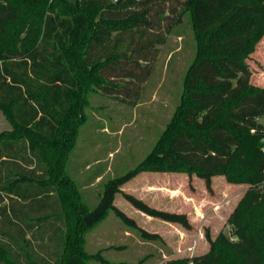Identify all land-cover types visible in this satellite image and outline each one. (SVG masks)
Instances as JSON below:
<instances>
[{"label":"trees","instance_id":"1","mask_svg":"<svg viewBox=\"0 0 264 264\" xmlns=\"http://www.w3.org/2000/svg\"><path fill=\"white\" fill-rule=\"evenodd\" d=\"M186 14L195 55L180 101L152 150L109 179L90 208L67 170L88 95L136 103L159 45ZM263 37L264 0H0V110L12 125L0 132V264H114L86 249L87 232L111 211L160 238L115 204L120 192L145 214L191 229L186 213L122 190L143 170L195 174L209 190L219 174L248 184L228 218L231 234L207 230L206 252L167 264H264V87L251 83L247 62Z\"/></svg>","mask_w":264,"mask_h":264},{"label":"rangeland","instance_id":"2","mask_svg":"<svg viewBox=\"0 0 264 264\" xmlns=\"http://www.w3.org/2000/svg\"><path fill=\"white\" fill-rule=\"evenodd\" d=\"M176 30L159 45L154 71L136 103L98 91L88 95V121L81 127L67 170L81 186L90 208L99 202L109 179L135 167L152 150L180 101L183 78L195 55L189 14ZM247 62L252 70L251 83L264 87V37ZM11 129V123L0 110V132ZM96 170H102V177L89 183ZM247 188L248 184L229 182L223 174L214 176L209 190L195 174L143 170L126 182L122 190L156 208L186 213L192 228L149 216L120 192L115 204L139 226L159 233L160 238L142 237L111 211L87 232L86 249L92 253L101 250L114 264L140 260L145 264H167L173 258L204 253L210 246L207 230L213 238L222 231L232 233L228 218ZM90 264L104 263L94 259Z\"/></svg>","mask_w":264,"mask_h":264},{"label":"water","instance_id":"3","mask_svg":"<svg viewBox=\"0 0 264 264\" xmlns=\"http://www.w3.org/2000/svg\"><path fill=\"white\" fill-rule=\"evenodd\" d=\"M115 1H119V0H115Z\"/></svg>","mask_w":264,"mask_h":264}]
</instances>
